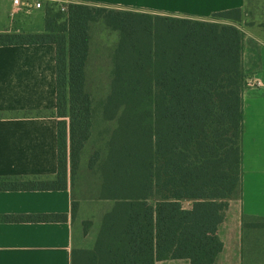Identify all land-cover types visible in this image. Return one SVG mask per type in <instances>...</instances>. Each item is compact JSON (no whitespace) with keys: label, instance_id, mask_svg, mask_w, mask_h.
<instances>
[{"label":"trees","instance_id":"obj_1","mask_svg":"<svg viewBox=\"0 0 264 264\" xmlns=\"http://www.w3.org/2000/svg\"><path fill=\"white\" fill-rule=\"evenodd\" d=\"M51 2L56 10L47 8L44 32L0 33V45L56 46L58 176L7 178L0 189L68 187L69 166L76 172L94 126L89 28L103 19L120 35L102 109L104 120L116 125L104 155L99 161L96 153L89 166L99 172L98 197L114 205L95 246L73 250V264H217L224 249L219 228L242 181L247 87L245 33L221 20L238 22L241 11L202 21L80 2L62 10ZM77 208L75 202L73 215ZM30 218L68 220L67 214ZM91 224L85 221L86 233Z\"/></svg>","mask_w":264,"mask_h":264},{"label":"crops","instance_id":"obj_2","mask_svg":"<svg viewBox=\"0 0 264 264\" xmlns=\"http://www.w3.org/2000/svg\"><path fill=\"white\" fill-rule=\"evenodd\" d=\"M66 1L105 4L202 21H216V13L241 11L240 21L222 19L221 22L233 23L244 31L243 69L247 76H255L260 84L246 87L244 91L243 175L238 189L242 190V196L239 202L230 200L226 218L219 228L224 242L217 262L221 264V258L229 252L222 227L230 214L234 215L232 211L244 209V214H240V219L244 216L243 220L249 214L264 218V0ZM91 24L89 57L93 41ZM107 28L115 36L114 43L107 46L111 47L113 70V56L120 35L109 26ZM44 31L45 13L42 10L15 12L13 0H0V33ZM103 54L99 56L109 55ZM56 56V46L50 43L0 45V181L7 178L52 180L58 176ZM72 175L69 166L68 187L62 190L0 189V264H73L75 248L92 249L95 246L102 218L113 207L114 201L98 197L99 181L94 199L109 203V206L101 212L99 219L94 213L86 212L85 202L78 197L73 186ZM75 202L78 208L73 215ZM255 205L258 207L252 209ZM52 214H67L68 220L37 221L30 218ZM85 221H92L87 233ZM230 230L236 238L241 236L236 226ZM228 257L233 264L234 255ZM155 264H190V261L167 259Z\"/></svg>","mask_w":264,"mask_h":264},{"label":"rangeland","instance_id":"obj_3","mask_svg":"<svg viewBox=\"0 0 264 264\" xmlns=\"http://www.w3.org/2000/svg\"><path fill=\"white\" fill-rule=\"evenodd\" d=\"M42 10L46 14V10L49 6L56 10L55 3L50 0L42 1ZM54 4V5H53ZM57 6V5H56ZM96 8L101 7L100 4H93ZM111 8V7H109ZM65 17L61 19V23H64ZM93 41L91 48V56L87 66V90L92 96L93 110H94V126L92 135L87 141L80 167L72 175V183L78 197L82 198L85 202L84 206L86 212L94 213L96 218H100L101 212L109 206V203L100 202L94 199L96 193L97 183L99 184V174L97 169L93 172L90 168V160L96 154L99 153V161L101 156L105 153V142L110 134V131L116 125L114 121H105L102 109L104 100L110 91L111 83V70L112 63L110 59L111 47H107L109 44H113L115 36L109 31L105 25L103 19H99L91 24V30ZM101 53L108 56H99ZM255 86V84H247V87ZM250 148H247V151ZM98 162L95 166L97 167ZM242 196V190L238 191L232 199L233 202H239ZM185 205L189 204V201H184ZM258 206H252V209H256ZM244 209L238 211H232L234 215L230 214L228 222L222 227V235L228 240L229 252L221 258V264H232L229 254L234 255L233 264H264V218L263 217H245L243 220L240 214H244ZM254 212H257L255 210ZM247 224L249 226H247ZM241 233V236L236 238L234 233L230 230L231 227H235ZM85 227V222H84ZM92 227H89V229ZM234 242V240H236ZM236 250V252L234 251ZM237 250H239L237 252Z\"/></svg>","mask_w":264,"mask_h":264},{"label":"built area","instance_id":"obj_4","mask_svg":"<svg viewBox=\"0 0 264 264\" xmlns=\"http://www.w3.org/2000/svg\"><path fill=\"white\" fill-rule=\"evenodd\" d=\"M42 1L43 0H13L14 10L15 12L26 11L29 13L32 12L34 9H40L43 4ZM50 1L60 2L62 6V10H67L68 5L71 3L66 0H50ZM245 81L249 85L260 84V81L255 76H247Z\"/></svg>","mask_w":264,"mask_h":264}]
</instances>
